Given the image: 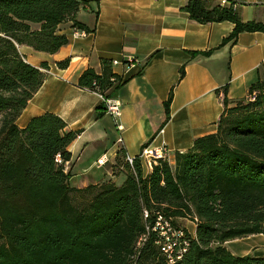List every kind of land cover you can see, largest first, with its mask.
<instances>
[{
	"label": "trees",
	"instance_id": "trees-1",
	"mask_svg": "<svg viewBox=\"0 0 264 264\" xmlns=\"http://www.w3.org/2000/svg\"><path fill=\"white\" fill-rule=\"evenodd\" d=\"M85 1L0 0V264H264L263 255H234L223 245L264 233V78L248 87L252 100L232 105L223 86L216 131L176 152L172 166L158 159L144 175L140 161L131 168L120 150L116 165L126 177L119 186H70L63 168L76 132L59 116L46 112L24 128L16 125L46 75L45 64L27 63L17 46L56 52L68 42L62 23L88 30L75 20ZM183 10L201 23L232 22L220 45L243 31L264 33V23L242 21L232 6L186 0ZM112 67L102 58L101 71L86 68L77 84L110 97L124 81ZM171 98L172 92L164 102L167 116ZM154 213L194 222V236L187 233L188 245L173 262L156 242Z\"/></svg>",
	"mask_w": 264,
	"mask_h": 264
},
{
	"label": "crops",
	"instance_id": "crops-1",
	"mask_svg": "<svg viewBox=\"0 0 264 264\" xmlns=\"http://www.w3.org/2000/svg\"><path fill=\"white\" fill-rule=\"evenodd\" d=\"M220 1L207 0V4L218 6ZM225 1L220 6H232L242 21L264 23V0ZM185 4L186 0H86L75 14V20L88 29L85 37H71L69 20L59 26L68 42L56 52L17 46L27 63L39 68L45 64L46 75L15 123L24 128L31 117L49 112L76 132L63 168L70 186L80 189L105 182L119 186L126 177L116 165L120 150L137 156L143 146H165L172 166L176 152L216 131L223 86L232 105L247 97L252 83L264 78L263 32L243 31L234 43L220 45L234 24L193 20L183 10ZM207 50H212L209 55L190 54ZM66 58L67 67H59L57 62ZM102 58L134 60L127 72L122 64L112 67L124 80L110 96L119 101L117 118L105 111L100 93L77 84L86 68L101 71ZM170 92L167 116L164 102ZM141 169L144 175L150 171L144 162ZM223 245L234 255L264 256V233Z\"/></svg>",
	"mask_w": 264,
	"mask_h": 264
},
{
	"label": "built area",
	"instance_id": "built-area-1",
	"mask_svg": "<svg viewBox=\"0 0 264 264\" xmlns=\"http://www.w3.org/2000/svg\"><path fill=\"white\" fill-rule=\"evenodd\" d=\"M225 0L220 1V5H224ZM88 32L84 29L73 27L71 29V37L79 38L85 37ZM134 60L132 58H127L125 61H119L116 59L111 60V64L117 65L122 64L125 66L124 72H127L133 66ZM101 98L104 104L105 111L111 116L117 118L120 115L119 101L107 97L101 94ZM248 99L252 100L254 95L251 94L247 96ZM168 149L165 146L158 147H149L143 146L137 156H128L125 155V161L132 168L133 161L137 158L140 163L144 162L149 169L152 168V165L156 163L158 159H167ZM59 162L60 159L57 158ZM98 163L101 162V159L97 160ZM144 218H147L148 213L144 211ZM154 232L158 234V240L156 241L160 245V249L163 254L166 255L169 262H173L175 258H180L182 252H184L186 246L188 245V235L187 232L180 226H177V223H173L172 217H164L159 213H154V222L151 227ZM147 230L150 228L147 226Z\"/></svg>",
	"mask_w": 264,
	"mask_h": 264
},
{
	"label": "rangeland",
	"instance_id": "rangeland-1",
	"mask_svg": "<svg viewBox=\"0 0 264 264\" xmlns=\"http://www.w3.org/2000/svg\"><path fill=\"white\" fill-rule=\"evenodd\" d=\"M121 178L122 177H119V179L117 180V184H120L121 183ZM177 223V226H181L185 232L189 233V235H192L193 234V220L190 219V218H180L178 219V221L176 222Z\"/></svg>",
	"mask_w": 264,
	"mask_h": 264
}]
</instances>
